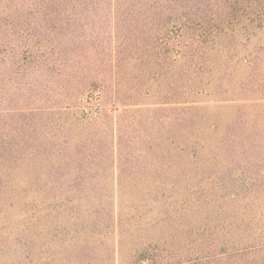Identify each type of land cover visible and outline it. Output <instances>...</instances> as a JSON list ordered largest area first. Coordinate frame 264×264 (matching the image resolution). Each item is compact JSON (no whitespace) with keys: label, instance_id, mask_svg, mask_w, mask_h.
I'll return each instance as SVG.
<instances>
[{"label":"trees","instance_id":"1","mask_svg":"<svg viewBox=\"0 0 264 264\" xmlns=\"http://www.w3.org/2000/svg\"><path fill=\"white\" fill-rule=\"evenodd\" d=\"M263 33L264 0H0V168L12 170L32 157L41 168L33 184L47 203L55 195L44 192L48 142L26 132L52 118L71 128L73 109L95 103L99 119L109 115L115 121L111 152L102 150L100 157L111 161L119 195L122 183L135 187L123 193L129 212L123 207L126 212L121 209L112 222L99 205L93 229L97 255L112 254L113 264H264V187H222L208 195L203 186L208 172L177 169L164 189L186 186L191 199L175 201L150 220L139 216L140 194L153 191L139 186L151 184L154 170L145 166L151 161L145 136L140 129L135 133L131 115L153 98L151 127H190L186 141L197 142L198 161V148L206 146V117L190 98L211 94L212 87L222 104L243 101L247 94L264 98ZM217 55L223 63L214 84ZM240 63L250 74L237 93L228 78ZM12 182L7 174L2 185ZM111 227L114 244L108 249L103 241ZM94 241L83 238L79 244L88 249Z\"/></svg>","mask_w":264,"mask_h":264},{"label":"rangeland","instance_id":"2","mask_svg":"<svg viewBox=\"0 0 264 264\" xmlns=\"http://www.w3.org/2000/svg\"><path fill=\"white\" fill-rule=\"evenodd\" d=\"M261 41L264 43V33ZM222 63L220 55L213 57L214 84ZM249 74L250 67L246 63L234 65V72L228 78L230 86L239 93L240 82ZM215 90L212 87L211 94L193 96L189 100L195 101L194 105H198L206 117L202 127L206 146L198 148V161L193 157L197 142L186 141L190 127L165 123L151 127L149 119L153 107L157 106L150 104L155 102L153 98L149 104H140L138 112L131 113L135 117L132 127L140 129L145 136L144 147L140 146L146 149L145 155L151 160H146L145 166L154 170L149 178L151 184L139 186L153 189L150 193L140 194L139 200L143 204L139 216L150 220L175 201L191 199V189L187 190L186 186L178 191L170 187L164 189L170 181L168 176L177 169L184 171L197 167L208 172L210 179L203 183L208 195L222 187L228 191L264 187V98L260 99L259 94H247L249 97L245 96L243 101L222 104L216 101ZM97 108L98 105L91 102L79 104L73 109L74 117H69V123H73L71 128L60 127L59 121L52 118L39 124L37 130L31 128L26 132L28 138H42L48 142L44 148L48 152L45 165L48 181L44 192L48 195L53 191L55 195L47 203L39 197V190L33 184L41 168H37L32 157L24 158L12 170L0 168V264H113L112 254L97 255L94 248L99 245L94 241L97 237L93 230L98 224L99 205L106 216L111 215L112 222L121 214V209L123 212V207L129 212L123 193L130 194L135 187L129 181L122 183L119 195L112 163L100 157L102 150L111 152L115 121L109 115L99 119ZM106 111L117 115L116 108L107 106ZM240 113L243 117L237 118ZM1 122L0 147L4 127ZM21 132L19 127L18 134ZM181 146L183 151H180ZM78 158L87 159V164L80 166L76 162ZM7 174L13 182L3 186ZM155 176L156 182L152 180ZM81 187H86V192L79 191ZM69 200L72 202L68 203ZM113 229H108L103 241L108 249L114 244ZM121 230L125 229L122 227L117 232ZM90 237L95 243L84 249L79 242Z\"/></svg>","mask_w":264,"mask_h":264}]
</instances>
